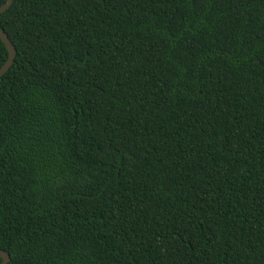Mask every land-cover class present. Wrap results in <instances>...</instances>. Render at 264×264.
<instances>
[{"label": "trees", "instance_id": "1", "mask_svg": "<svg viewBox=\"0 0 264 264\" xmlns=\"http://www.w3.org/2000/svg\"><path fill=\"white\" fill-rule=\"evenodd\" d=\"M0 29L8 264H264V0H12Z\"/></svg>", "mask_w": 264, "mask_h": 264}, {"label": "water", "instance_id": "2", "mask_svg": "<svg viewBox=\"0 0 264 264\" xmlns=\"http://www.w3.org/2000/svg\"><path fill=\"white\" fill-rule=\"evenodd\" d=\"M11 4H12V0H6V2L2 6H0V14L4 13L11 6ZM0 40L3 43V45L5 46L7 53H8L6 62L0 68V76H2L12 66L13 61H14V57H15V50H14L13 45L9 41L7 35L1 29H0ZM0 259H1L0 264H8L10 261L9 255L2 250H0Z\"/></svg>", "mask_w": 264, "mask_h": 264}]
</instances>
